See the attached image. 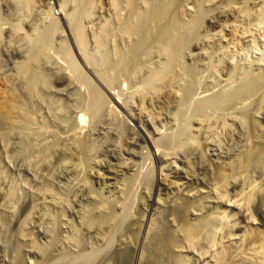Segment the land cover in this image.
<instances>
[{
  "label": "rangeland",
  "instance_id": "rangeland-1",
  "mask_svg": "<svg viewBox=\"0 0 264 264\" xmlns=\"http://www.w3.org/2000/svg\"><path fill=\"white\" fill-rule=\"evenodd\" d=\"M21 1L0 0V264H209L264 229V0Z\"/></svg>",
  "mask_w": 264,
  "mask_h": 264
},
{
  "label": "bare ground",
  "instance_id": "bare-ground-1",
  "mask_svg": "<svg viewBox=\"0 0 264 264\" xmlns=\"http://www.w3.org/2000/svg\"><path fill=\"white\" fill-rule=\"evenodd\" d=\"M24 2V4L27 2H29V0H22ZM21 1V2H22ZM109 1V4L111 6H116V2L115 0H108ZM130 1V0H129ZM132 2V1H131ZM141 5L143 6L144 3L141 1ZM168 6V5H167ZM167 6L166 5H162L159 10L156 12V16L157 17H162L166 11H167ZM145 7V5H144ZM48 11V10H47ZM136 12V10H135ZM139 16V15H137ZM136 17V15L134 16ZM67 18V17H66ZM154 18H155V21H156V17L154 15ZM154 18H153V21H154ZM158 19V18H157ZM40 21V20H39ZM125 24V23H124ZM104 28V27H103ZM123 29V33H127V32H130V28L129 26H126L124 25V27L122 28ZM100 30V29H99ZM100 33H102L100 31ZM98 33V34H100ZM104 33V32H103ZM77 35V34H76ZM176 36V35H175ZM79 37V36H78ZM174 38V37H173ZM36 39V38H35ZM176 40V39H174ZM33 41V40H32ZM165 44V43H164ZM170 44V43H169ZM179 48V47H178ZM172 50V49H171ZM174 51V50H173ZM49 52V51H48ZM80 54V53H79ZM68 55V54H67ZM85 57V55H84ZM91 58V57H89ZM86 59H87V56H86ZM91 60V59H90ZM176 63V62H175ZM173 66V65H172ZM162 72V71H161ZM264 79V78H263ZM162 80V79H161ZM260 82H263L262 79L259 80ZM259 81H257L258 83H260ZM264 84V82L262 83ZM158 86V85H157ZM263 86L259 87V84H258V87L257 88H261L262 91H264L262 89ZM10 94V93H9ZM11 98L13 96H10ZM13 99V98H12ZM12 99H10L11 103H9V113L7 112V117L8 116H11L9 115L10 113H15L16 111V105L14 103V100L12 101ZM240 101V100H239ZM6 103V102H5ZM115 103L117 104V101H115ZM237 103V102H235ZM236 105H239V103L237 104H234V106ZM18 106V105H17ZM241 107V106H240ZM15 111V112H14ZM242 114V113H241ZM13 115V114H12ZM221 115V114H220ZM225 116V115H224ZM14 118V117H13ZM8 119V118H7ZM85 120H82L81 121V125L84 123ZM225 121V120H224ZM242 123V122H241ZM224 125V123H223ZM40 127V126H39ZM226 127V125H225ZM232 129V128H231ZM33 133V132H32ZM194 141V140H193ZM194 144V143H193ZM246 145V144H245ZM248 145V144H247ZM250 151H253V150H250ZM244 152V151H243ZM242 152V153H243ZM246 152H249L248 150L245 151V153L242 155V158H238V162H240V164L238 165L239 167H241V171L240 172V176L245 179L244 175L246 174V172H244L246 170V168L248 167L249 165V162L250 160L253 161L257 158V154L256 152H250V153H246ZM240 155V157H241ZM255 158V159H254ZM260 159V158H259ZM258 161V159H256ZM256 161V162H257ZM252 163V162H251ZM258 165V164H257ZM219 175L222 179H224V171L223 170H220L219 171ZM227 183L228 180L224 181V183ZM255 186V187H254ZM254 186H245L243 187L242 189H240L238 192V196H237V199L234 200L233 204L231 205L232 208L234 209H243L244 213L246 216H244L248 221L249 220H254L253 217L251 216V214H249V209H247V204L249 203L250 199L252 198V195L254 192H256L257 190V187L256 185ZM251 213V212H250ZM185 226V225H184ZM183 226V227H184ZM188 226V225H187ZM188 229V228H187ZM192 229V228H190ZM188 229V230H190ZM185 231V230H183ZM192 232H194L193 230H191ZM190 231V232H191ZM188 232V233H190ZM191 232V233H192ZM187 233V232H186ZM193 234V233H192ZM191 234L188 236V242L191 240L190 238ZM187 237V235H186ZM187 241V240H186ZM190 243V242H189ZM192 244V243H191ZM213 253V252H212ZM210 262L209 264H264V229L263 230H253V229H250L247 234H246V237H243L241 239L240 242H232L229 244V242H227L226 244L224 245H221V247H219V249L217 251H215L213 254L210 255Z\"/></svg>",
  "mask_w": 264,
  "mask_h": 264
}]
</instances>
